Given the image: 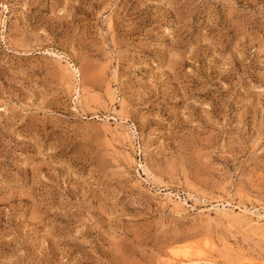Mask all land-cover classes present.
<instances>
[{"label":"rangeland","instance_id":"374dc122","mask_svg":"<svg viewBox=\"0 0 264 264\" xmlns=\"http://www.w3.org/2000/svg\"><path fill=\"white\" fill-rule=\"evenodd\" d=\"M183 262L264 264V0H0V264Z\"/></svg>","mask_w":264,"mask_h":264},{"label":"bare ground","instance_id":"6f19581e","mask_svg":"<svg viewBox=\"0 0 264 264\" xmlns=\"http://www.w3.org/2000/svg\"><path fill=\"white\" fill-rule=\"evenodd\" d=\"M222 213H223V212H222ZM237 220H238V219H237ZM240 223H241V222H240ZM180 250H181V249H180ZM191 262H193V260H192V259H191ZM183 263H184V262H183ZM183 263H182V264H183ZM184 264H185V263H184Z\"/></svg>","mask_w":264,"mask_h":264}]
</instances>
